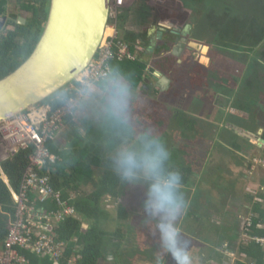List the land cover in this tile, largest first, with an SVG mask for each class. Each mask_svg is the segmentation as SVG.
I'll use <instances>...</instances> for the list:
<instances>
[{
    "label": "trees",
    "instance_id": "1",
    "mask_svg": "<svg viewBox=\"0 0 264 264\" xmlns=\"http://www.w3.org/2000/svg\"><path fill=\"white\" fill-rule=\"evenodd\" d=\"M188 1L196 5L195 12L201 13L200 19L196 21L198 28L204 26L210 13L208 10H212L211 13L213 12L214 16L222 15V24H215L213 27L214 35L205 33L206 36L203 35L198 39L213 45L216 42L222 43L223 41L224 43L225 41L229 43L223 46L225 49L233 46L230 50L232 57L243 63L246 69L243 76L236 77L235 82L231 83V86H226L222 94L227 100H230L229 106L250 114L247 119L235 117L237 120L235 125L250 134L258 133V129L263 128L261 137L264 139V119L260 118V115L264 116V109L259 108V104H262L260 95L264 93V64L259 62V59L264 56V53H260V46L264 42L261 39L250 40L252 31H258L259 26L264 25V0H243L247 3L246 5H251L249 9L241 5L235 7L221 2V0ZM50 2L51 0H0V79L15 71L34 51L47 22ZM220 6H222L221 10ZM11 8L16 13L8 11ZM125 12L122 10V14L119 15L121 36L115 41L116 43H126L136 58L134 61L118 59L116 44L115 54L110 59L109 65L111 70H115L118 76L129 85L132 92L134 91L135 97L138 96L136 89L140 84H143V93L151 96L156 90L153 89V85L149 81V74H154V70L169 74L175 68L174 60L167 58L157 64L154 63L153 69L149 68L148 63L142 59L144 53L138 55L136 50L138 42L144 46L148 45L147 36L145 33L137 34L127 30L123 26L126 19L124 18ZM19 15L26 19L25 25L18 24L16 21ZM74 95L75 93L65 90L43 105H49L52 110H56L64 106ZM153 102L152 110L142 111V99H135L134 105L130 107V114H134L131 116L133 120L131 119L130 123L137 135L147 131L166 142L171 152L170 169L181 174L182 188H187L185 190L187 196H184L185 201L187 202L188 197L193 199V196H189L192 194V192L190 193L192 189L195 193L204 191L205 187L209 185L216 186L217 190L212 193L213 199H216L214 194H218L219 205L215 212L220 208L218 214H222L224 221L223 213L227 207L225 205L226 198L236 189L238 190V186L245 184V181L259 183L261 187L256 197H259L261 201L255 200L254 195L245 189L244 193L247 197H244L240 206L247 205L248 201L252 205V208L251 206L247 207V213H253L244 227V232L248 236L264 237V193L262 192L264 173L257 174V170L261 166L253 168L254 159L257 156H264V145L262 148L258 146L251 148L249 139H245L246 146L252 150L250 155H247L242 150L245 147L244 144L238 142L239 135L227 128L226 125L222 128V134L227 130L225 136H222V153L220 158H213L210 153L217 141L209 137L208 139L214 144L210 151H206L202 146V142H204L200 135L202 131L196 129L195 119L193 120L183 112H173L170 116L162 115L161 111L167 107L160 101ZM261 106L264 108L263 105ZM93 110L84 103L82 111L79 113L83 117L79 120H75L72 116L66 117L57 133L46 142L47 149L50 153L55 154L57 159L54 162L49 161L40 170V173L47 175L49 186L55 193L60 194L63 201L74 208L75 215L68 216L66 220L58 223L52 229L55 242L62 244L60 256L58 255L56 258L52 256L40 257L29 250H21L30 258L32 264H99L103 259H106L107 249L112 248L116 252V257V255H120L118 252L123 251L119 245L116 247L108 245L114 237L123 236V233L119 234L120 231H116V229L124 230L120 221L127 217L129 219L133 217L132 220L136 223L139 219L137 212L135 215L130 214L122 203H117V199L126 191L125 187L129 184L122 181L113 168L112 150L120 143L121 138L115 130L110 131L103 127L100 119L93 121L89 117ZM225 113L228 112L223 109L222 116ZM136 114L140 118L142 115L152 116L155 119L160 118L165 123L157 125L158 122H154L157 130H151L148 124L146 125L142 120L140 122L136 120ZM229 116L231 119L234 117L231 114ZM225 120V124L230 121L226 118ZM176 125L179 127L178 129L175 128ZM66 127L69 129L68 134L71 138L67 141L68 145L63 146L60 143L61 138H57V136L58 134L61 136ZM186 129H190L193 133L191 140L186 135L184 138L182 137L187 134ZM170 137H174V139L169 141ZM34 150V146L19 149L16 154L5 159L0 166V254L4 251L10 221L16 211L15 194L21 188V182L29 164V157L34 153ZM262 158L264 159V157ZM241 168L248 169V172L242 173ZM30 196L33 201L36 200L34 192L30 193ZM215 203L214 200L212 204ZM35 204L37 208L44 209L47 213L55 212L61 208L53 198L45 202L37 199ZM235 207H237V203H235ZM204 216L207 217V214ZM189 217H191L190 214ZM114 223L115 229L112 226ZM142 229L140 228V230ZM231 230L232 228L227 230V233H230ZM235 230L234 227L233 232ZM217 233L220 239L225 238L223 232ZM233 235L237 237L236 233ZM237 252L239 260L236 264H264V246L255 240L245 238L240 242ZM128 253L126 264H134L132 252ZM220 257L222 259L221 255H215L216 260H220Z\"/></svg>",
    "mask_w": 264,
    "mask_h": 264
},
{
    "label": "rangeland",
    "instance_id": "2",
    "mask_svg": "<svg viewBox=\"0 0 264 264\" xmlns=\"http://www.w3.org/2000/svg\"><path fill=\"white\" fill-rule=\"evenodd\" d=\"M180 1L182 3L185 2V0H180ZM195 2H197V0H195ZM221 2L231 4L235 7H239L240 5L248 9L251 7V5H246L247 3L243 0H221ZM186 5L193 10V6L189 4H186ZM221 9H222V6H220V10ZM10 10L13 11L14 9L11 8ZM193 11L195 12V10ZM211 11L212 10H208V13L209 12L210 13L207 16V20L204 19L206 22H204V26L199 27V30L203 33H210V35H214L213 31H215V29L213 27L215 24L216 25L222 24V15L214 16L212 15L213 12L211 13ZM198 12H195L193 14L194 24L196 21L200 19L201 13H198ZM121 14H122V11H121ZM164 14H165L164 16L170 19L171 21L176 19L177 21H180L182 23L184 21L187 22L186 20L189 17L188 15V17H186L185 19L184 14L179 13V14L173 15L169 11H166ZM190 18H192V16H190ZM156 19L159 20L158 16ZM120 24L121 22L119 21V26ZM119 26H118V30L121 31V28H119ZM258 29H259L258 31L251 34L252 37L250 38V40L258 41V39L261 36H263V39H264V25L259 26ZM108 33H109V30H108ZM194 33H195V29L192 30V34ZM111 35H113V33H111ZM144 40H146V38ZM158 47L156 51H153L151 53L150 52L147 53L145 49L140 51L142 54L144 53V56L142 55L143 56L142 59L148 63L149 68L153 69L154 63L157 64V62L160 61L159 52L161 51V49H159ZM154 52L155 54L153 55ZM218 62H219L218 65H220L219 69L218 68L214 69L217 71L216 76L219 78H222L223 83L225 80L228 83H233L234 81L233 76L237 75V73L240 72L242 68L241 64L235 63L234 61H230L229 58H227V60L225 61L223 60L220 61L219 59ZM197 70L198 68H196L195 72H193L194 74L192 75V78L191 76H189L187 79V82L190 81L189 83L192 85L191 87L192 92L196 93L194 94L195 100H197L198 95H199L197 91L198 89L202 88L203 86L209 88L214 84L213 81L209 80L210 75H208L203 70H201V73L196 72ZM149 76H150L149 81L153 85V89L156 90V87H155L156 81H155V78L153 77V73H150ZM207 77H208V80H207ZM142 86L143 84H140L136 89V91L138 92L137 97H135L134 91L132 92L131 90L132 97L130 100V107L134 105L135 99L141 98L142 99V105H141L142 111L146 109L152 110V108L154 107L153 101H161L162 103L168 97V95H158L157 91H154V93L151 96L148 94H145L142 91ZM202 92L203 91H201L200 93ZM209 94L211 93L208 91L207 93L200 94V97H199L200 100L197 103H194V99L192 100L194 104H191V97H192L191 95L186 96V99L184 100H181L182 98H179L180 100L176 102L172 97H169L167 100L168 108L161 111V113L162 115L170 116L174 111H176V109H179V108L180 110L188 109L187 111L193 109L192 112L196 114L195 117H197L198 119L205 120L208 122H215L214 118H217L218 108L214 107V109H212L211 106L213 105V103H216L215 98L217 97L216 95H209ZM86 101H87L86 105H89L92 109H94L92 112V115L89 117L92 118L93 121H99V109H100L99 101L90 97L89 95ZM223 103H225L224 100H223ZM261 105L262 104L259 105V108L264 109ZM225 109H226V112L228 113H225L222 116V120H225L226 118L229 121L231 119V116H229V114L231 115L239 114V111H236L235 109H233V107L228 108L226 105ZM132 115L134 114H131V116ZM241 116L245 117L244 114ZM247 116H250V114H248ZM79 117L80 116L77 115L75 120H79ZM82 117L83 115H81L80 119ZM195 117L192 116L190 118L194 120ZM135 118L138 122L142 120L143 123H145L146 125L148 124V127L151 130H155V131L157 130V127L154 122L156 123L158 122L157 125H161L162 123H165L163 119H160V118L155 119L152 116L145 117L142 115L140 118L136 114ZM260 118L264 119V116L260 115ZM198 119H197V122H199ZM225 121H223L222 124H225ZM175 128L178 129L179 127L176 125ZM186 131H187V134H184L182 137L184 138V136L186 135V137H188L191 140V138L193 137V133L191 132L190 129H186ZM62 132L65 135L61 133V137L57 136V138H61V140L59 139L60 143L63 146H66L68 145L67 141L71 138L70 135L68 134L69 132L68 127L63 129ZM208 138L209 137L206 138L207 142H202V146H204L205 149L206 147L211 148L212 144H214ZM173 139L174 137H170L168 140L170 141ZM1 143H2V136L0 134V166H1V163L6 159V157L12 154V152L10 151V147L7 146L8 144L1 145ZM242 149L243 151L247 152L246 153L247 155H250L251 152L249 151V148L243 147ZM214 157L220 158V153H216ZM260 157H264V156H259V158H256L257 162H259L260 164V165L254 164L256 168L258 166L260 167L261 165L264 167V159L261 158L263 159L262 161ZM181 162H183L182 159H181ZM263 173H264V169L262 167L257 170V174L262 175ZM253 187H255V185L250 186V188H253ZM125 188H126V191H124L123 194L119 196V198L117 199V203H122L125 206L126 211L129 212L130 214L132 213L133 215H135V212H137V216L139 217V219L136 223H134L135 221L132 220L133 217L131 219L127 217V219L120 221V224L123 225L124 230L119 228L120 230L116 229V231L117 232L120 231L119 234L123 233V236L114 237L113 239L110 240V244L108 246L116 247V245H119V248L123 252H118V254L120 255H116L115 257L116 252L114 251V248L107 249L106 259H103L99 264H114V263L115 264H126V259L127 257H129L127 256V254L129 255L128 252H132V255L134 256L133 257V260H134L133 262H135L134 264H181L179 260L175 259L171 255V253L165 250L164 243L161 239L159 225L168 221L169 218L167 217V215L164 213H159L153 216V215H150L147 211H145L144 203L147 199L145 184L141 182L129 183L128 185H126ZM186 189L187 188L181 189L182 193L184 191L183 196H187L185 195ZM216 190H217L216 186L209 185L205 187L204 191L196 192L194 201L191 199L189 201L190 206H187L186 209L182 210V212L177 216L176 220L174 221L179 231L180 239L184 242V245L187 249V254L190 257L191 264H236L237 260H239L238 259L239 255L233 256L229 252H226V251H227V248H229L230 246H233L234 244L238 242V235L236 237L233 235V233L237 234L238 231H243L244 224L247 223L250 219V214L246 213V215L240 221H237L239 223L238 231L235 230L233 232V228L235 227V224L237 223L234 219L237 220L236 214L241 209L240 204L244 201L245 193L244 191L239 189L237 191V194L234 191L229 195L228 198H226L225 205H227V207L225 209L227 213H223V215H225L227 219V222L225 223V221H223L222 214H213V211H215L214 209H216V206L215 204H212V202L214 201V199L212 198V193ZM237 196H242V198L236 199ZM235 203H237V207H235ZM219 210L220 208L218 209V211ZM189 214L191 215V217H189ZM204 214H207V217L208 218L210 217V218L208 219L207 217L204 216ZM186 215L187 217L186 219H184ZM239 219L240 217L238 216V220ZM112 226L114 227V229L116 228L115 223L112 224ZM140 228L141 229L143 228V229L140 230ZM231 228H232L231 232L227 233V230ZM217 232L219 233L223 232V234H225V238L223 237L222 239H220L219 234ZM241 239L244 240L243 235ZM203 242H205L207 245ZM214 244H216V246H214ZM138 251L139 253H137ZM235 252L237 253L236 250ZM215 255H221L222 261L219 259L216 260Z\"/></svg>",
    "mask_w": 264,
    "mask_h": 264
},
{
    "label": "built area",
    "instance_id": "3",
    "mask_svg": "<svg viewBox=\"0 0 264 264\" xmlns=\"http://www.w3.org/2000/svg\"><path fill=\"white\" fill-rule=\"evenodd\" d=\"M132 1L111 0L109 30L113 31V35L110 34L105 39L95 61L81 78L67 89L75 95L64 106L52 110L49 105H42L31 113L22 114L0 123L1 145L8 144L7 146L12 152L10 156L16 154L19 149L29 146L35 148L34 153L29 157V164L25 170L21 188L15 194L16 211L10 221L4 251L0 254V264H32L30 258L22 253L23 249L40 257L52 256L56 258L58 255L60 256L62 244L55 242L52 229L58 223L66 220L68 216L75 215V210L62 200L59 193L53 191L49 186L47 175L40 173V170L49 161L54 162L57 159V156L47 149L46 142L57 133L66 117L76 118L82 111L83 104L88 97V89L95 87L96 82L111 70L109 61L114 57L116 44L118 59L135 60L136 57L132 55L126 43H116L115 41L120 34L118 30L119 15L124 7ZM141 50L139 47L137 48V51ZM33 192L36 195L34 201L30 196V193ZM262 192L264 193V188H262ZM50 198L56 199L61 208L55 212L47 213L44 209L36 207L37 199L45 202ZM252 238L264 246V237L255 236Z\"/></svg>",
    "mask_w": 264,
    "mask_h": 264
},
{
    "label": "water",
    "instance_id": "4",
    "mask_svg": "<svg viewBox=\"0 0 264 264\" xmlns=\"http://www.w3.org/2000/svg\"><path fill=\"white\" fill-rule=\"evenodd\" d=\"M110 4L111 0H51L34 51L0 79V123L33 112L81 78L108 37Z\"/></svg>",
    "mask_w": 264,
    "mask_h": 264
},
{
    "label": "clouds",
    "instance_id": "5",
    "mask_svg": "<svg viewBox=\"0 0 264 264\" xmlns=\"http://www.w3.org/2000/svg\"><path fill=\"white\" fill-rule=\"evenodd\" d=\"M13 11L11 12L16 13ZM88 95L99 101V119L102 126L110 131L115 130L121 138L120 143L112 150L114 171L124 182L145 184L147 193L145 211L153 216L164 213L169 218L167 222L159 225L165 250L181 264H191L187 249L174 223L177 216L187 207L180 191L182 177L178 171L170 169L171 152L166 142L147 131L136 134L130 123L132 92L115 70H110L94 88L88 89ZM246 224L243 226L242 235L244 239L254 240L252 237L255 236H248L244 232Z\"/></svg>",
    "mask_w": 264,
    "mask_h": 264
},
{
    "label": "flooded vegetation",
    "instance_id": "6",
    "mask_svg": "<svg viewBox=\"0 0 264 264\" xmlns=\"http://www.w3.org/2000/svg\"><path fill=\"white\" fill-rule=\"evenodd\" d=\"M144 1L145 3H143V0H133L131 3H128L124 7L123 10L127 12L128 11L127 9L131 8L135 4L137 5V3L139 2V5H141L140 8L142 9L141 10V13H142L141 21L143 22V24L138 25L135 20L134 21L132 20L133 21L132 23L128 21V24L131 23L130 28L136 29L141 34H144V33L146 34L149 43H147L148 45H146V47L143 48L142 50L145 49L147 53L149 52L151 53L153 51H156L157 47L159 46L158 48L161 49V51L159 52L160 61L167 59V58H171L174 60L173 62H174L175 68L172 69L169 72V74H165L164 76H161L160 78L153 75L156 81L155 87H156L157 94L158 95H168V97L162 102V104L168 108L167 100L169 97H172L176 102L180 100L179 98H182L181 100L186 99V96L188 95H191L193 97V98L191 97V104H194L200 100L199 98L200 94L207 93L208 91L211 93L209 95H216L217 97L215 98L216 103H213V105L211 106L212 109H214V107L218 108L217 118H214L215 122H208L205 120L198 119L197 117H195L196 114L192 112L193 109L187 111L188 109L180 110L179 108V109H176V111L174 112L176 113L183 112L188 117H192V116L195 117V122L197 123L196 129L202 131L200 135H201V138L204 139V142H207L206 141L207 137H212L216 139L217 143H215L213 146L214 149L210 153L211 156L213 158H218V157H214L215 154L222 153V139H223L222 136L224 137L227 131V130L223 131V134H222V128H224V126L226 125H227V128L231 129L237 135H239L238 142L241 144H244L245 146L244 148L247 147L246 146L247 144H245L244 142L245 139H249V142H250L249 147L255 148L256 146H258L262 148L263 145L261 142L264 139L263 137H261V134L263 132V128L258 129L257 131L258 133H251V136H252L251 138L253 139V141L251 142L250 136H248L245 132L241 131V128L239 126L235 125V122H237L235 117L240 118V119H243V118L247 119L249 117L247 116L249 114L248 112H242V111H239L233 108L236 111H239V114L232 115V117L234 116L233 119H231L229 122H226L227 124H222V122L224 121L222 120V110L223 109L225 110L226 105L228 106V108H232L231 106L228 105L230 100H227L222 93L226 89L225 88L226 86L227 87L231 86L235 82L236 77L233 78L234 81L232 84L226 82V80L223 83L222 78H219L216 76L217 71L214 69H217V68L219 69L220 67V65H218L219 59L220 61L221 60L225 61L229 57H231V59H234V57H232L230 53V50L233 48V46H231L229 49L228 48L225 49V47L223 46L229 44L225 41L224 43L223 41L222 43L216 42L213 45V44L207 43L205 40L198 39L202 37L203 35H205V33L199 30L198 26H196V22L194 24V22L186 23L184 21L182 27L173 24L171 20H166L163 23H160L156 19L157 18L156 10L150 9V6H149L150 0H147V1L144 0ZM124 18L126 19L128 18L126 13H125ZM17 20H18V24H21V25L26 24V19L24 20L22 17H20V15L17 18ZM7 21H11V20H7ZM22 22H24V24H22ZM194 29H195V33L192 34V30ZM207 34H210V33H206V35ZM107 36H109L108 32H107ZM259 39H261V41L264 42L263 36H261ZM263 45L264 43L262 44V46ZM154 54L155 52L153 53V55ZM196 68H198L196 72L201 73V70H203L208 75H210L209 80L213 81L214 83L209 88L203 86L202 88L198 89L197 91L199 95H198L197 100L194 99L195 98L194 94L196 93L192 92V88H191L192 85L189 83L190 81L187 82V79L189 76H191L192 78V75L194 74L193 72H195ZM164 77H167V78H164ZM207 80H208V77H207ZM263 81H264V76H263ZM225 82H226V85H224ZM201 91L203 92L200 93ZM193 99H194V103L192 102ZM223 100L225 101V103H223ZM260 103H262V105L264 104V93L260 95ZM243 114L245 115V117L241 116ZM197 119L199 120V122H197ZM198 126L201 128H199ZM207 150L210 151L211 148L206 147V151ZM249 151L252 152L250 148H249ZM253 168L256 169L255 165H253ZM241 171L242 173L248 172V169L241 168ZM251 185L259 186V184L254 181H247V182L245 181V184H243L240 187L238 186L237 188L238 190L240 189L242 191L246 189L249 192L251 191L254 192L253 189L250 190ZM238 190L237 189L235 190L236 194ZM214 196H216V199L214 200L216 202L215 206L217 209V206L219 205L218 194H214ZM215 211H213V214L219 213L218 211L217 212Z\"/></svg>",
    "mask_w": 264,
    "mask_h": 264
},
{
    "label": "crops",
    "instance_id": "7",
    "mask_svg": "<svg viewBox=\"0 0 264 264\" xmlns=\"http://www.w3.org/2000/svg\"><path fill=\"white\" fill-rule=\"evenodd\" d=\"M143 3H145V1L143 0ZM146 3H148V2H146ZM186 4H189V5H191V6H193V10H195V8H196V5H194L192 2H190V1H188V0H186L184 3H182L180 0H150V3H149V6H150V9H155L156 10V13L158 14L157 16H158V21L160 22V23H163L164 21H166V20H170V19H168V18H166L164 15V13L166 12V11H169L171 14H173V15H176V14H179V13H181V14H184L185 15V19H186V17H188V15H189V17H188V19L186 20L187 22L186 23H190V22H193V14L195 13L190 7H188ZM186 5V6H185ZM140 6L141 5H139V2L137 3V5L135 4L134 6H132L131 8H129V9H127L128 11L127 12H125L126 14H127V16H128V18L125 20V22H123V26L127 29V30H130V31H133V32H135V33H137V34H140V32L139 31H137L136 29H133V28H130L131 27V23L135 20L136 22H137V24L138 25H141V24H143V22L141 21V8H140ZM190 16H192V18H190ZM133 20V21H132ZM191 20V21H190ZM128 21L129 22H131V23H129L128 24ZM172 23L173 24H175V25H178V26H183V23L182 22H180V21H177L176 19L175 20H172ZM129 25V26H128ZM254 32H256V30H254V31H252V33H254ZM112 33H113V31H112ZM251 33V34H252ZM119 36H121V34H119ZM140 48V49H143V48H145L146 46H143V45H141L140 44V42H138L137 43V46H136V50H137V48ZM261 48H260V53L261 54H263L264 53V45L262 46H260ZM138 52V55H141L142 53L141 52H139V51H137ZM257 58V57H256ZM229 59H230V61H234L235 63H238V64H241V70H240V72L239 73H237V75H235V76H233V78H235V77H238V76H243L242 74L244 73V71H245V69H246V66L245 65H243V63H241L240 61H238V60H236L235 58L234 59H231V57H229ZM259 62L260 63H262V64H264V56H262L260 59H259ZM156 71V70H155ZM156 73H159V74H161V76H164L165 74H163V73H161V72H158V71H156L154 74H156ZM160 76V77H161ZM96 86V85H95ZM88 101V100H87ZM79 115H81V114H79ZM58 136L59 137H61L59 134H58ZM252 136H250V140H251V142L253 141V139L251 138ZM262 143V145H264V141H262L261 142ZM243 150V149H242ZM256 158H259V156H257ZM256 158L254 159V164H256V165H260L259 164V162H257V160H256ZM262 157H260V159H261ZM262 161H263V159H261ZM261 167L264 169V167L261 165ZM257 168H259V166L257 167ZM259 184V183H258ZM260 187L261 186H255V187H253V188H251L250 190H254V192H252L251 191V193L254 195L253 197L255 198V200H260L261 201V199L259 198V197H256V194L260 191ZM192 192V194L191 195H189V196H193V201H194V198H195V195H196V192L194 193V190L192 189V190H190V193ZM189 193V194H190ZM252 194H249V195H252ZM244 197H247V195H246V193L244 194ZM237 198H239V199H241L242 198V196H237L236 197V199ZM191 199L188 197L187 198V202H186V204H187V206H190V203H189V201H190ZM248 206H251V208H252V205H251V202H249L248 201V203H247V205H243V206H240V210L238 211V213L236 214V216H237V220L236 219H234L236 222L237 221H240L245 215H246V213H247V207ZM263 207H264V205H263ZM187 208V207H186ZM216 210V209H215ZM252 211V210H251ZM225 213H227V211H225ZM253 213V212H252ZM225 216V215H224ZM238 216L240 217V219L238 220ZM186 217H187V215L184 217V219H186ZM224 221H225V223L227 222V219H226V217L224 218ZM224 223V224H225ZM238 226H239V223L237 222L236 224H235V228H236V230L238 231ZM242 231H238L237 232V234L236 235H238V242L236 243V244H234L233 246H230L229 248H227V251L226 252H229L231 255H233V256H237V255H239V253L237 252H235V250L236 251H238V249H239V245H240V242L242 241V239H241V237H242ZM198 239V238H197ZM200 240V239H199ZM201 241V240H200ZM202 242V241H201ZM203 243H205V242H203ZM191 244V243H190ZM206 244V243H205ZM186 245H187V243H186ZM207 245V244H206ZM229 249H230V251H229ZM220 260L222 261V259H221V257H220Z\"/></svg>",
    "mask_w": 264,
    "mask_h": 264
},
{
    "label": "bare ground",
    "instance_id": "8",
    "mask_svg": "<svg viewBox=\"0 0 264 264\" xmlns=\"http://www.w3.org/2000/svg\"><path fill=\"white\" fill-rule=\"evenodd\" d=\"M112 33V30H109V33H108V35H110Z\"/></svg>",
    "mask_w": 264,
    "mask_h": 264
}]
</instances>
